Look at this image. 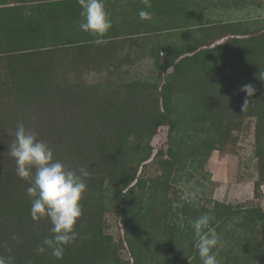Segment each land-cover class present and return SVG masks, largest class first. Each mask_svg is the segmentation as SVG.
Returning <instances> with one entry per match:
<instances>
[{"label":"rangeland","instance_id":"rangeland-1","mask_svg":"<svg viewBox=\"0 0 264 264\" xmlns=\"http://www.w3.org/2000/svg\"><path fill=\"white\" fill-rule=\"evenodd\" d=\"M104 4L112 27L96 44L78 0H0V255L202 264L192 222L211 212L219 264H264V0ZM18 123L90 173L62 259L36 251L52 225L32 219L16 174Z\"/></svg>","mask_w":264,"mask_h":264},{"label":"clouds","instance_id":"clouds-1","mask_svg":"<svg viewBox=\"0 0 264 264\" xmlns=\"http://www.w3.org/2000/svg\"><path fill=\"white\" fill-rule=\"evenodd\" d=\"M78 3L82 9L79 28L97 37L94 43H104L103 37L112 27L104 0H78ZM139 16L141 19L149 18L144 10L139 12ZM260 77L264 79V75ZM240 91L246 93L242 104V111L245 112L250 104L248 97H252L256 89L246 84L241 86ZM14 137L10 155L15 160L16 174L29 183L26 193L31 199L30 215L34 221L47 217L52 225V235L44 237L36 251L44 253L51 249L54 257L62 259L65 246L74 242L78 236L75 226L83 214L81 201L88 187L86 179L90 173L84 167L72 168L57 160L53 149L38 139V134L28 130L23 123L17 124ZM198 192V188L184 191L181 198L194 201ZM173 207H176L175 203ZM213 218L211 212H208L192 222L194 247L202 264H219L213 250L220 246L221 241L215 228L209 226ZM0 264H13V258L0 255Z\"/></svg>","mask_w":264,"mask_h":264}]
</instances>
